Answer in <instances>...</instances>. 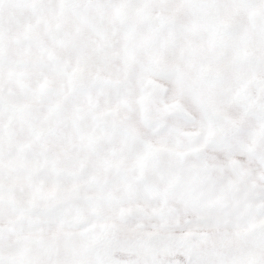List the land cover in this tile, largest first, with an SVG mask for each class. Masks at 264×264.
Here are the masks:
<instances>
[{"label":"snow or ice","instance_id":"1","mask_svg":"<svg viewBox=\"0 0 264 264\" xmlns=\"http://www.w3.org/2000/svg\"><path fill=\"white\" fill-rule=\"evenodd\" d=\"M0 264H264V0H0Z\"/></svg>","mask_w":264,"mask_h":264}]
</instances>
